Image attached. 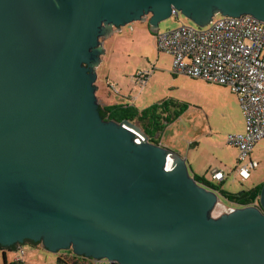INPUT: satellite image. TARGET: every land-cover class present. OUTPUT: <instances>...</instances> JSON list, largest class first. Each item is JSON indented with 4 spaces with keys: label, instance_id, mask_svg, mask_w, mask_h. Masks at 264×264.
<instances>
[{
    "label": "water",
    "instance_id": "water-1",
    "mask_svg": "<svg viewBox=\"0 0 264 264\" xmlns=\"http://www.w3.org/2000/svg\"><path fill=\"white\" fill-rule=\"evenodd\" d=\"M172 9L264 21V0H0V245L26 240L108 264H264L258 204L220 201L134 122L100 116L103 39ZM12 249V248H10Z\"/></svg>",
    "mask_w": 264,
    "mask_h": 264
},
{
    "label": "rangeland",
    "instance_id": "rangeland-1",
    "mask_svg": "<svg viewBox=\"0 0 264 264\" xmlns=\"http://www.w3.org/2000/svg\"><path fill=\"white\" fill-rule=\"evenodd\" d=\"M180 24L198 27L179 12L178 18L171 15L159 22L158 28L163 31ZM149 28L147 21H136L104 37V55L95 69L94 82L99 105L122 101L142 109L163 100L171 101L174 105L169 108V122L155 134L162 147L185 160L189 156L188 160L209 180L212 169L222 168L225 175L221 186L228 191L238 192L264 184V140L255 146L253 153L259 163L249 170V176L243 179L235 170L236 149L227 142V135L236 132L241 119L244 120L237 95L226 85L174 74L172 57L158 50L156 36ZM140 72L147 75L143 84L136 80ZM181 105L185 108L180 112ZM133 122L139 126L137 121ZM204 168L209 172L203 171ZM220 201L227 205L223 199ZM21 246L24 252L17 260L21 258L22 264H62L57 255L68 262L72 260L64 254H73L70 249L53 253L41 243L25 242ZM16 249L17 246L13 251L6 250L8 260L18 255ZM73 258L86 264H108L104 259ZM2 261L0 250V264Z\"/></svg>",
    "mask_w": 264,
    "mask_h": 264
},
{
    "label": "built area",
    "instance_id": "built-area-1",
    "mask_svg": "<svg viewBox=\"0 0 264 264\" xmlns=\"http://www.w3.org/2000/svg\"><path fill=\"white\" fill-rule=\"evenodd\" d=\"M171 15L178 18L179 12L172 9ZM155 36L158 50L172 57L174 74L226 85L237 95L244 128L229 133L227 142L237 149L236 173L246 179L256 165L248 159L250 151L264 138V21L250 14H217L203 27L180 24ZM146 76L138 73L137 82L143 84ZM210 173L214 182L224 178L222 170ZM215 208L212 215L218 216L235 206L218 203ZM16 250L18 256L24 252L21 245Z\"/></svg>",
    "mask_w": 264,
    "mask_h": 264
},
{
    "label": "trees",
    "instance_id": "trees-1",
    "mask_svg": "<svg viewBox=\"0 0 264 264\" xmlns=\"http://www.w3.org/2000/svg\"><path fill=\"white\" fill-rule=\"evenodd\" d=\"M174 103L171 101L163 100L159 103H154L149 107L139 109L137 106L132 104H121V103H112V104H103L99 105V113L100 116L106 120H115L121 121L123 119H127L129 121H137L141 129L147 134L149 141L153 143H158L157 138H155V134L161 130H163L165 126V122H169V108L173 106ZM185 108V105H181L180 112ZM166 113V116L163 114ZM175 115L178 116L179 113L175 111ZM195 180L213 190H215L220 198L223 199L227 205L234 206H247L252 204H258V197L260 193V189L263 184L255 185L249 189L240 190L238 192H231L224 189L221 186L222 181L218 183L212 182L208 180L204 175L192 174ZM13 246L12 248H14ZM72 252V251H70ZM73 253V252H72ZM3 254L2 264H20L19 261H7L5 252ZM72 258L71 262L59 257L57 255V260L62 264H86L81 259L78 261L74 259V256L80 257L82 259H86L84 256L76 255V254H68Z\"/></svg>",
    "mask_w": 264,
    "mask_h": 264
},
{
    "label": "crops",
    "instance_id": "crops-1",
    "mask_svg": "<svg viewBox=\"0 0 264 264\" xmlns=\"http://www.w3.org/2000/svg\"><path fill=\"white\" fill-rule=\"evenodd\" d=\"M158 31H160L159 30V28H158ZM155 34V33H154ZM172 59V58H171ZM113 103H121V104H129V103H127V102H122V101H120V102H117V101H115V102H113ZM105 104H112V103H105ZM139 109H141V108H139ZM243 128H244V120L243 119H241V122H240V125H239V127L237 126V131L236 132H241V131H243ZM233 133H235V132H233ZM155 138H157V135H155ZM262 140H264V139H261L260 140V142L262 141ZM161 142L160 141H158V144H160ZM259 143V141L252 147V149H251V151H250V154H249V160H251V161H253V162H255L256 164L257 163H259L258 161H257V159L254 157V153H253V151L254 152H256V149H255V146L257 145ZM235 148V147H234ZM257 148V147H256ZM236 149V148H235ZM189 156H187V158H186V161H188V165H189V167L191 168V171L193 172H191L192 174H198V175H201L200 173H201V170L199 169V168H197L195 165H194V163H192V162H190L189 160ZM236 159H237V149H236V154H235V162H236ZM208 168H210V166L208 165ZM208 168H204V170L203 171H207V173L209 172L208 170H206V169H208ZM215 169H218V170H222V168H215ZM235 169H236V164H235ZM212 170H214V169H212ZM223 171V170H222ZM211 172V171H210ZM209 172V175L211 174ZM223 173H224V175H225V172L223 171ZM202 174L204 175V172H202ZM210 178H211V175H210ZM209 180V179H208ZM211 181H212V179H210ZM222 182L224 181V178L221 180ZM212 182H214V181H212ZM217 182H219V181H217ZM216 182V183H217ZM256 185H258V184H256ZM16 247H14V248H12V249H7V251H9V250H12L13 251V249H15ZM17 251V250H16ZM4 252H6V251H4ZM3 255V254H2ZM5 256H6V253H5ZM8 257L6 256V259H7ZM17 258H18V255H16L15 257H13L12 259H10V260H8L7 259V261H19V263L20 264H22V262L23 261H20V260H22L21 258H20V260H17Z\"/></svg>",
    "mask_w": 264,
    "mask_h": 264
},
{
    "label": "flooded vegetation",
    "instance_id": "flooded-vegetation-1",
    "mask_svg": "<svg viewBox=\"0 0 264 264\" xmlns=\"http://www.w3.org/2000/svg\"><path fill=\"white\" fill-rule=\"evenodd\" d=\"M235 207H237V206H235ZM25 242H30V243H35V242H32V241H29V240H26ZM24 242V243H25ZM37 243H40V242H37ZM18 245H21V244H14V245H12V246H10V247H4V246H1L0 245V250L2 251V252H4V251H6L7 249H10V248H12L13 246H18ZM66 250H69V249H66ZM71 250V249H70ZM72 251V250H71ZM85 257V256H84ZM87 258V257H86ZM91 259V258H90Z\"/></svg>",
    "mask_w": 264,
    "mask_h": 264
}]
</instances>
